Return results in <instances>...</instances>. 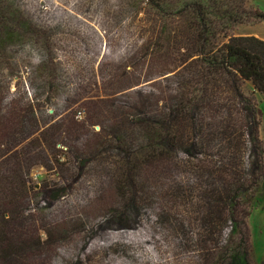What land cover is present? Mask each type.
<instances>
[{
  "label": "rangeland",
  "instance_id": "rangeland-1",
  "mask_svg": "<svg viewBox=\"0 0 264 264\" xmlns=\"http://www.w3.org/2000/svg\"><path fill=\"white\" fill-rule=\"evenodd\" d=\"M260 12L0 0L1 203L40 243L22 264H234L244 239L264 264V95L218 58L264 40Z\"/></svg>",
  "mask_w": 264,
  "mask_h": 264
},
{
  "label": "trees",
  "instance_id": "trees-1",
  "mask_svg": "<svg viewBox=\"0 0 264 264\" xmlns=\"http://www.w3.org/2000/svg\"><path fill=\"white\" fill-rule=\"evenodd\" d=\"M199 5V1H195ZM259 19H264V13H258L256 15ZM219 62L223 69L227 72H233L240 79L249 81L253 88L259 93L264 95V40L254 36V35H231L227 37V40L223 43L221 53L219 55ZM258 155V167L259 165ZM261 160V158H260ZM17 171L20 172V167L17 168ZM21 190L26 191V186L24 182L20 183ZM55 199V197L53 198ZM20 201H17V204ZM13 204V203H12ZM2 205H11L9 202L1 203L0 196V264H22L24 260L21 255L24 253L23 249L27 248L31 250L34 247L40 245L39 240H36L32 245H24L22 243V238L24 232L16 231L14 225L16 222H13V217L17 213L9 212L6 209L3 210ZM2 206V207H1ZM6 212L7 218L5 219L2 216V213ZM236 224H243V221L234 219ZM20 225V223H17ZM13 234L16 239H20V242H17L16 239H12ZM31 237V236H30ZM31 239H34L31 237ZM245 245V251L240 256L235 253L232 255V261L234 264H247L246 263V247L247 242L243 241Z\"/></svg>",
  "mask_w": 264,
  "mask_h": 264
},
{
  "label": "crops",
  "instance_id": "crops-1",
  "mask_svg": "<svg viewBox=\"0 0 264 264\" xmlns=\"http://www.w3.org/2000/svg\"><path fill=\"white\" fill-rule=\"evenodd\" d=\"M255 36H259L257 33L254 34Z\"/></svg>",
  "mask_w": 264,
  "mask_h": 264
}]
</instances>
